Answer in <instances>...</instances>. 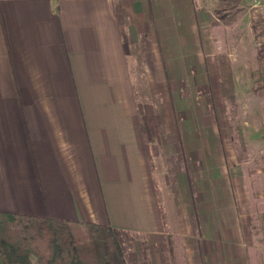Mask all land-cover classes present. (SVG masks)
Returning <instances> with one entry per match:
<instances>
[{"label":"crops","instance_id":"obj_1","mask_svg":"<svg viewBox=\"0 0 264 264\" xmlns=\"http://www.w3.org/2000/svg\"><path fill=\"white\" fill-rule=\"evenodd\" d=\"M217 3L0 0V211L180 235L203 264H264L259 16L245 0L227 22Z\"/></svg>","mask_w":264,"mask_h":264},{"label":"trees","instance_id":"obj_2","mask_svg":"<svg viewBox=\"0 0 264 264\" xmlns=\"http://www.w3.org/2000/svg\"><path fill=\"white\" fill-rule=\"evenodd\" d=\"M245 8V0H218L215 14L228 22ZM123 232L108 224L0 211V264H127Z\"/></svg>","mask_w":264,"mask_h":264},{"label":"rangeland","instance_id":"obj_3","mask_svg":"<svg viewBox=\"0 0 264 264\" xmlns=\"http://www.w3.org/2000/svg\"><path fill=\"white\" fill-rule=\"evenodd\" d=\"M249 5L247 4L248 7ZM252 18L258 30V35L260 36L262 32L260 18ZM258 37H255L254 40L252 34L251 36L249 35L248 47L253 52L258 48L259 53L260 46L257 45ZM260 55H262L260 61L263 64L259 65V71L262 73L261 83L262 87H264V55ZM149 99L155 100L157 97L150 95ZM162 141L166 142V144L159 149V171L162 174L168 172L171 175L176 168L177 158H181L179 148L175 145V141L170 138ZM173 181L174 179L170 180L169 189L172 188V192L174 193L175 186ZM77 230L75 231V236L79 239L78 235L82 231H79L80 229ZM121 239L127 264H203L202 256H198L197 253L192 254L190 251L194 239L186 238L185 240L180 235L143 234L129 232L127 230L121 233ZM90 258H88V261L92 263L93 261Z\"/></svg>","mask_w":264,"mask_h":264},{"label":"built area","instance_id":"obj_4","mask_svg":"<svg viewBox=\"0 0 264 264\" xmlns=\"http://www.w3.org/2000/svg\"><path fill=\"white\" fill-rule=\"evenodd\" d=\"M252 5L259 14L262 32L257 40L258 46H264V0H252Z\"/></svg>","mask_w":264,"mask_h":264}]
</instances>
